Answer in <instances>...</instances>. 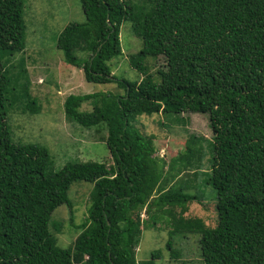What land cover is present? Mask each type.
I'll return each instance as SVG.
<instances>
[{
    "label": "trees",
    "instance_id": "obj_1",
    "mask_svg": "<svg viewBox=\"0 0 264 264\" xmlns=\"http://www.w3.org/2000/svg\"><path fill=\"white\" fill-rule=\"evenodd\" d=\"M80 3L86 22L70 23L58 40L64 61L83 70L87 82L115 83L124 93L71 94L64 113L85 129L106 131L112 164L69 163L58 171L47 147L12 139L11 107L34 114L41 107L31 82L12 81L26 75L11 76L26 47V0H0V264H156L160 250L145 261L137 250L143 231L158 226L170 230L173 260L180 253L172 237L194 234L202 264H264V0ZM127 22L143 42L129 59L145 75L137 82L117 77L111 66L123 55ZM148 57L165 62L167 77L162 73L159 83ZM85 103L91 111H81ZM184 113L208 115L213 137L190 135L183 167L198 171L171 186L181 174L166 171L138 119L165 114L180 121ZM200 175L216 192L214 227L186 215L201 200L188 192ZM83 181L94 184L88 218L74 247L62 248L52 215L70 204L71 186Z\"/></svg>",
    "mask_w": 264,
    "mask_h": 264
},
{
    "label": "rangeland",
    "instance_id": "obj_2",
    "mask_svg": "<svg viewBox=\"0 0 264 264\" xmlns=\"http://www.w3.org/2000/svg\"><path fill=\"white\" fill-rule=\"evenodd\" d=\"M25 20L27 46L23 52L15 56V68L12 69L11 76L16 74L19 78L20 72L26 75L25 81L15 78L12 81L19 84L31 82L32 94L37 98L41 110L34 114L12 106L8 116L12 139L16 143H32L47 147L58 171L69 163L112 164L109 148L102 140L106 131L98 132L96 128L85 129L68 121L64 113L65 100L71 94L120 91L115 83L87 82L83 70L66 63L63 52L58 48L59 37L70 23L86 22L80 0H26ZM121 41L123 55L111 62L113 72L119 78L137 82L145 75L133 68L129 59L130 55L138 53L143 48V42L133 35L131 24L128 22L122 25ZM78 56L87 58V55L83 53H78ZM145 63L149 74L157 83L163 74L164 78L167 77V70L163 69L165 68L164 60L158 63L154 58L148 57ZM68 70L73 71L71 78H69ZM120 92L124 93L123 90ZM91 110L92 106L89 103H85L81 108L83 112ZM175 118V115L155 114L138 119V125L143 133L153 136L156 156L165 162L166 171L181 174L179 178L171 181V186L185 182L198 171V169L183 167L182 157L190 135L194 134L209 141L213 137L208 115L184 113L180 116V121H172ZM203 146L208 151L206 140H203ZM209 158L208 152L203 158L202 170L206 172L210 171ZM207 177V175H200L197 182L198 188L188 190L190 194L199 195L201 200L191 203L186 215L202 218L209 226L214 227L217 223L216 192L205 184ZM93 189L92 183L84 181L74 183L69 191L70 204L59 207L53 213L51 229L62 248L74 247L76 238L82 233L81 227L88 218ZM169 232L170 230L164 226L143 231L137 250L138 261L149 260L155 251L160 250L161 256L156 264H184L185 261H191L190 264H202L199 235H174L172 247L180 253V256L178 260H173L171 250L167 248Z\"/></svg>",
    "mask_w": 264,
    "mask_h": 264
},
{
    "label": "crops",
    "instance_id": "obj_3",
    "mask_svg": "<svg viewBox=\"0 0 264 264\" xmlns=\"http://www.w3.org/2000/svg\"><path fill=\"white\" fill-rule=\"evenodd\" d=\"M27 46V45H26ZM58 65L60 66V63H58ZM63 65V64H62ZM67 67H71V66H67ZM73 67V66H72ZM62 68V67H61ZM71 69V68H70ZM70 73H68V75H69V78H71L72 76V74L71 73H73V71L72 70H68Z\"/></svg>",
    "mask_w": 264,
    "mask_h": 264
}]
</instances>
